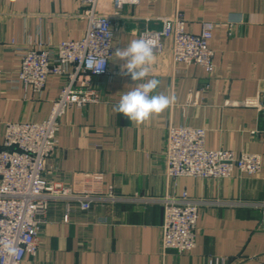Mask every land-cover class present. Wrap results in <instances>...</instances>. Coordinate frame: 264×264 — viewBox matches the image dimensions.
Returning <instances> with one entry per match:
<instances>
[{"label": "crops", "instance_id": "obj_1", "mask_svg": "<svg viewBox=\"0 0 264 264\" xmlns=\"http://www.w3.org/2000/svg\"><path fill=\"white\" fill-rule=\"evenodd\" d=\"M86 10L81 0H0V148L6 123L46 119L67 81L49 76L41 92L13 82L20 53L80 39ZM176 10L190 32L214 23L213 71L174 63L165 40L146 79H157L153 94L168 95L173 103L134 124L113 106L122 92L146 81L121 75L124 61L114 55L108 73L87 76L101 100L68 108L61 117L47 175L80 193H103L110 185L126 197L187 190L209 202L199 208L195 247L184 253L162 250L163 206L155 201L94 203L82 210L75 202L52 200L38 232V251L22 264H209L220 257L229 264H264V205H253L264 203V111L241 104L257 94L264 100V0H141L120 9L112 0L97 3V12L112 18L116 50L145 30L161 28L159 18ZM182 123L206 128L207 148L260 154L262 170L254 175L234 170L221 179L168 178L167 129Z\"/></svg>", "mask_w": 264, "mask_h": 264}, {"label": "built area", "instance_id": "obj_2", "mask_svg": "<svg viewBox=\"0 0 264 264\" xmlns=\"http://www.w3.org/2000/svg\"><path fill=\"white\" fill-rule=\"evenodd\" d=\"M87 5V27L77 40H63L28 48L20 53V67L13 82L34 92H41L49 76H66L67 81L54 100L48 117L42 121H10L6 123L0 148V241L16 248L9 255L0 247V264H22L27 254L38 251V232L52 200L75 202L82 210L94 203H116L122 200L155 201L163 206L162 250L189 252L196 245L199 208L207 201L191 196L187 190L148 198L139 194L120 196L110 185L103 193H80L71 186L47 175L50 158L58 145L60 119L68 108L83 107L101 100L88 75H102L109 71L110 60L116 51L115 29L108 14L97 12L98 0H81ZM141 0H112L120 9L137 5ZM161 28L145 30L141 36L156 42V52L171 46L174 63L196 64L211 73L215 52L210 46L214 23L204 22L199 33L186 28V20L179 10L159 18ZM105 61L95 72L88 61ZM243 106L264 111L261 94L241 102ZM165 174L168 178H228L234 170L254 175L262 170L263 159L258 153L240 152L206 146V128L186 123L170 125L165 148ZM52 169V168H51ZM214 203H223L216 201ZM255 206L264 203L255 202ZM70 208L64 215L69 220ZM209 264H229L225 257L210 259Z\"/></svg>", "mask_w": 264, "mask_h": 264}, {"label": "clouds", "instance_id": "obj_3", "mask_svg": "<svg viewBox=\"0 0 264 264\" xmlns=\"http://www.w3.org/2000/svg\"><path fill=\"white\" fill-rule=\"evenodd\" d=\"M156 42L152 38L141 36L132 39L126 46L115 51L114 55L124 61L121 75L130 76L132 81H146L138 84L132 90L122 92L119 102L113 106V111L122 114L130 122L141 124L154 115L163 112L172 103L173 98L164 94H153L159 86L155 78L146 79L155 62ZM105 61L90 59L89 68L100 71ZM0 247L9 255H15L16 248L10 242L0 241Z\"/></svg>", "mask_w": 264, "mask_h": 264}]
</instances>
